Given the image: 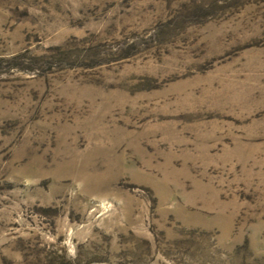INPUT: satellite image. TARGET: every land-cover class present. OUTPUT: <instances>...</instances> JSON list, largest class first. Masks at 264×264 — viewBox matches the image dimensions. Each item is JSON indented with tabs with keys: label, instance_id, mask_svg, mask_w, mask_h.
<instances>
[{
	"label": "rangeland",
	"instance_id": "374dc122",
	"mask_svg": "<svg viewBox=\"0 0 264 264\" xmlns=\"http://www.w3.org/2000/svg\"><path fill=\"white\" fill-rule=\"evenodd\" d=\"M0 264H264V0H0Z\"/></svg>",
	"mask_w": 264,
	"mask_h": 264
}]
</instances>
